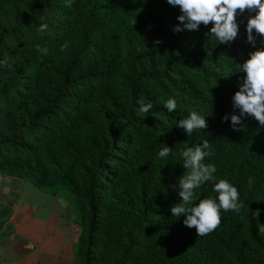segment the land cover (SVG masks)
Wrapping results in <instances>:
<instances>
[{
    "label": "trees",
    "instance_id": "obj_1",
    "mask_svg": "<svg viewBox=\"0 0 264 264\" xmlns=\"http://www.w3.org/2000/svg\"><path fill=\"white\" fill-rule=\"evenodd\" d=\"M65 3L0 0V174L74 194L79 264H264V126L251 116L231 124L241 64L264 48L255 31V46L247 39L255 13L239 14L238 37L219 43L211 23L188 30L167 0ZM141 102L152 105L145 118ZM193 110L208 127L188 136L177 122ZM204 140L203 162L217 171L194 202L219 203L223 179L243 207L221 209L220 225L197 236L171 206L187 171L180 153Z\"/></svg>",
    "mask_w": 264,
    "mask_h": 264
},
{
    "label": "clouds",
    "instance_id": "obj_2",
    "mask_svg": "<svg viewBox=\"0 0 264 264\" xmlns=\"http://www.w3.org/2000/svg\"><path fill=\"white\" fill-rule=\"evenodd\" d=\"M73 0H66L65 6L71 7ZM167 2L179 7L181 14L178 20L188 30H198L200 25H213L210 32L206 35L213 36L219 43H229L235 41L239 33V23L237 16L245 11L255 13L247 21V39L253 46L256 43V35L264 37V0H167ZM133 20V24H135ZM47 24L41 25L38 29L44 32ZM182 28L176 25L173 31L180 32ZM156 43H159L157 41ZM68 47L65 43L61 46V51ZM37 51L47 55L48 50L36 46ZM3 63V62H0ZM246 75L239 86V90L233 96V108L239 110L231 115V124L233 128L237 126L244 127L242 117L251 116L257 120L260 126H264V48H259L250 53V58L241 64V71ZM164 107L169 112L177 109L178 105L175 99L169 98ZM152 108L151 104H143L137 110V115L144 117ZM145 118V117H144ZM228 120L226 115L223 118ZM188 136L194 131L202 130L208 127L207 120L197 111L190 112L187 118L180 119L177 122ZM239 130V129H237ZM171 148L164 147L158 153L160 158H166L170 155ZM183 160V167L187 169L186 173L179 179V197L180 203L171 206V215L175 217H185L183 223L188 228H195L197 236H204L214 231L221 223L220 210L234 211L239 213L243 207L239 203V192L227 180H219L214 184L213 191L218 193V201L213 199H201L198 204L194 202L195 190L200 188L208 181L214 180L217 169L213 164H205L206 157L212 155L211 145L208 140L195 148L188 147L180 153ZM251 178L249 184H251ZM260 210L254 212L255 217H259ZM243 219V217H241ZM258 231L264 234V224L258 225Z\"/></svg>",
    "mask_w": 264,
    "mask_h": 264
},
{
    "label": "rangeland",
    "instance_id": "obj_3",
    "mask_svg": "<svg viewBox=\"0 0 264 264\" xmlns=\"http://www.w3.org/2000/svg\"><path fill=\"white\" fill-rule=\"evenodd\" d=\"M0 189L3 202H5L3 206H0V214L2 213L0 224L12 217L13 230L16 234L23 233L22 235H26L34 241L39 240V245L49 250L54 237L61 238L62 241L63 238L72 237L75 259L80 261L78 247L82 246L80 238L84 227L77 215L76 198L70 190L60 187L55 192L48 191L19 178L1 174ZM13 195L15 201L11 209L6 201ZM14 212V216H11ZM65 242L66 240L63 242L64 245ZM54 248L52 245V250Z\"/></svg>",
    "mask_w": 264,
    "mask_h": 264
},
{
    "label": "crops",
    "instance_id": "obj_4",
    "mask_svg": "<svg viewBox=\"0 0 264 264\" xmlns=\"http://www.w3.org/2000/svg\"><path fill=\"white\" fill-rule=\"evenodd\" d=\"M13 197L14 195L6 201L11 209L15 201ZM3 203L5 202H3L0 189V206H3ZM15 212L11 216H14ZM10 218L6 222L2 221L1 224L4 225L0 226V264H79L72 248L74 243L72 237L63 238V241L61 238L54 237L52 245L55 248L52 250L51 245L50 250L45 249L44 246L39 245V240L34 241L32 238L22 235L23 233L16 234L13 230L12 217ZM65 240L68 242L67 244L65 242L64 245Z\"/></svg>",
    "mask_w": 264,
    "mask_h": 264
}]
</instances>
